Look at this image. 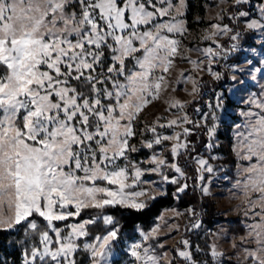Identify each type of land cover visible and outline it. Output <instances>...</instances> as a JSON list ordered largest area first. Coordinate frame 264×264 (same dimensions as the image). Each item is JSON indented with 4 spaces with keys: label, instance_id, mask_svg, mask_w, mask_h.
<instances>
[{
    "label": "snow or ice",
    "instance_id": "obj_1",
    "mask_svg": "<svg viewBox=\"0 0 264 264\" xmlns=\"http://www.w3.org/2000/svg\"><path fill=\"white\" fill-rule=\"evenodd\" d=\"M231 4L232 11L225 15L235 27L213 24L206 39L215 49H198L204 57L199 62L183 57L193 70L216 80L223 75L213 71L214 63L237 52L257 51L255 46L241 48L246 35L259 39L264 56V0ZM186 7V0H0V234H7L3 239L12 247L19 245L20 264H80L81 251L88 254L89 264H110L119 228L105 210L119 206L144 211L148 200L165 194L160 187L164 183L177 185L176 192L184 193L188 184L181 178L187 177L178 158L196 151L188 139L194 129L203 128L206 148H215L216 111L223 108L220 94L215 104H208L207 113L195 109L199 120L184 112L180 100H172L169 107L179 108L183 115L166 124L157 118L146 126L153 139L141 140L140 147L132 143L135 121L159 98L167 83L164 74L180 55L181 41L176 37L187 31L182 18ZM218 36L234 43L221 45L214 39ZM243 65H229L232 80L242 73L252 80L257 74L264 79V59L246 58ZM185 81L193 85L189 94L198 95L199 82L181 72L177 83ZM247 103L260 111L242 113L246 122L237 134L235 151L250 163L234 188L245 201L244 215L251 223L233 255L239 264H264V86ZM157 127L181 131L164 135ZM166 141L173 142L168 157L163 149L155 152V146ZM141 148L153 150L147 161L132 157ZM194 159L199 190L207 196L210 188L204 174H215L209 160L216 157ZM145 163L148 167L142 166ZM151 174L160 176V184L144 179ZM87 210L96 214L82 219ZM188 212L197 216L193 208ZM73 219L77 222H70ZM98 221L109 227L93 236L89 226ZM62 222L67 223L61 227ZM200 227L196 219L189 230ZM12 235L22 238L9 241ZM141 235V242L126 249L129 264H160L169 256L157 254L156 247L163 244L149 243L158 238L159 227ZM179 244L183 248L175 249L168 264L177 257L185 264H201L187 239ZM232 247H238L234 241ZM209 254L203 264H230L231 257L215 244ZM0 264H8L7 259H0Z\"/></svg>",
    "mask_w": 264,
    "mask_h": 264
},
{
    "label": "rangeland",
    "instance_id": "obj_2",
    "mask_svg": "<svg viewBox=\"0 0 264 264\" xmlns=\"http://www.w3.org/2000/svg\"><path fill=\"white\" fill-rule=\"evenodd\" d=\"M177 2L178 0H173V3ZM186 4L185 15L182 18L186 22L185 26L187 31L183 36L176 37L181 41L179 49L180 55L175 57L174 66L169 73L164 74L167 83L162 88L159 98L153 100L145 107L135 121L136 136L133 138L132 143L140 147L141 140L153 139V133L150 132L146 126H151L156 123L157 118H159V123L166 124L168 121L177 119L179 116L183 115L179 108L169 107V103L172 100H180L185 104L184 112H186L190 118L199 120L200 115L195 112V109L200 108L203 113H207L209 111L208 104H215L217 94L222 95L223 108L216 111L218 120L216 122L217 132L214 141L216 144L215 148H206L208 137L203 128L194 129L193 134L188 137L196 149L195 152H192V156L189 157L190 160H188L189 164L194 167L195 170L199 167L194 159L197 155L205 159H208L210 156L216 157L214 160H209V163L216 169L215 174H204L207 186L210 188V194L203 196L208 197L214 202L217 211V219L213 225L208 227V225L202 221L200 210L190 206L189 208L195 209L197 213V216L193 217L188 212L189 208H182L178 204L181 193H177L175 188L173 194L178 201L176 205L164 208L148 227L140 226L136 236L126 241L125 246H120V239L122 236L120 228L118 227L119 239L113 249V256L110 264H129L131 258L126 254L128 246L135 242H141V233H150L157 227H159V236L157 239L149 241V243H151L153 247L159 244L164 245L163 248L156 247L157 254L163 252L169 253V256L161 260L160 264H168V260L175 256V249L177 247L183 248V245L179 244L181 239H187L189 241L191 246L190 250L193 252L195 259L200 261L201 264H203L205 260H210V254H208L205 249L206 244L209 245V248L215 244L220 251L225 253V257H231L230 264H239V261L233 253L238 251L241 245V238L246 236L247 225L251 223V220L247 219L244 215L245 201L242 195L234 188L236 181L241 179L242 169L247 167L250 162L240 159L235 149L237 146V134L244 131L242 126L246 122V117L242 115V113L248 112L249 110L255 112L260 111L247 103V101L249 97L254 94L257 96L260 95L262 86H264V79H261L259 74H257V79L252 80L250 76L242 73L239 74L237 80L234 81L231 78L233 73L229 71V65L239 63L246 67V65H243L246 58L254 57L255 60L264 59L259 48L260 41L259 39H249L246 35L245 39L240 41L241 48L248 49L250 46H255L257 49L255 53L251 51L237 52L214 63L212 65L213 71L220 72L223 75V78L220 80L214 79L205 71H195L188 60L183 57H188L198 62L204 59L201 52L197 50H202L206 47H213L215 49L216 47L212 40L206 39V37L214 31L211 26L220 23L235 27V24L231 23L225 15V13L232 11L231 0H207L203 6L205 10L204 16H201L199 10H197L198 12L195 14L192 21L194 24L191 27L187 19L188 0H186ZM219 16H223L224 18L220 20L218 19ZM163 19L166 20L168 17H164ZM239 30L243 31V25L240 26ZM214 39H216L219 44L225 46L234 43L230 41L227 36H218ZM190 49L192 51H189ZM181 72L184 73L185 77L191 76L199 82L198 95L193 96L189 94L192 92L193 88L191 81L177 83ZM208 123L211 124L212 121L209 120ZM238 125L241 127L238 128ZM186 127L191 128L192 126L186 125ZM176 131H181V129L157 127V132L164 135H172ZM193 135L195 136L193 137ZM172 143L173 142L166 141L163 145L155 146V152L160 154L161 149H163V156L168 157V150ZM152 154L153 150L141 148L139 152L133 153L132 157L136 161L144 162L150 159ZM178 161L186 173L185 168L187 162L183 160L182 157H179ZM142 166L148 167L146 163ZM164 171L169 175L172 174L168 169H164ZM196 173L195 178L200 186L201 182L198 179L200 174L197 171ZM144 179L155 181L157 184H160L161 181L160 176L156 174L147 175ZM182 180H184V178H181V181ZM189 180L188 184L192 185L191 177H189ZM170 185L172 184H160L165 194H167ZM143 187L147 189L149 185L145 184ZM160 196L163 195L157 194V197ZM141 199L148 200L147 197H142ZM90 217H92L91 214L84 219H89ZM196 219L201 222V227L199 229L189 230L191 223ZM70 222L75 223L77 220L73 219L70 220ZM172 225L178 226V229L170 227ZM61 227H63V224H61ZM101 234H104V232L97 233L96 235ZM233 241L238 246L237 249H233ZM122 245H124L123 242ZM197 248L203 251L198 252L196 251ZM240 258L243 259L242 255ZM85 264H89V262ZM172 264H185V262L177 257L172 260Z\"/></svg>",
    "mask_w": 264,
    "mask_h": 264
},
{
    "label": "trees",
    "instance_id": "obj_3",
    "mask_svg": "<svg viewBox=\"0 0 264 264\" xmlns=\"http://www.w3.org/2000/svg\"><path fill=\"white\" fill-rule=\"evenodd\" d=\"M206 1L207 0H188L187 19L190 27L194 24L192 21L195 14L198 12L197 10H199L201 16H204L205 10L203 6ZM194 136L195 135H193V137ZM190 156H192V152L188 155L181 156L183 160L187 162V166L185 165L187 179H184L181 182H186L188 184L190 181L189 177H191L192 185L188 184L187 190L180 194V200L178 204L185 209L193 206L195 209L200 210L203 223L209 227L216 221L217 211L214 202L208 197H204L199 190V185L197 179L195 178V175L197 174L196 170L188 162V160H190ZM175 188H177V186L170 185L168 187L167 194L157 197L155 200H149L148 207L141 212L121 208L119 206L110 207L105 210L107 214L113 215L116 221V226L120 228V233L122 236L120 239V246H125L126 241L136 236L137 230L140 226L148 227L164 208L176 205L178 201L173 194ZM89 214L94 216L96 214V210H87L86 212L82 213V219H84L86 216H89ZM63 223L67 222H62L61 224ZM107 227L109 226H105L102 221H98L96 225H90L93 236L97 233H103ZM5 235L7 234H0V259H7L8 264H20L21 253L19 245L12 247L7 241L3 239ZM18 238H22V236L17 237L16 235H12L8 237V240L14 241ZM122 242L124 245H122ZM205 249L209 254L210 248L208 244H206ZM78 259L80 264H85L88 262L87 254L82 251L80 252Z\"/></svg>",
    "mask_w": 264,
    "mask_h": 264
}]
</instances>
